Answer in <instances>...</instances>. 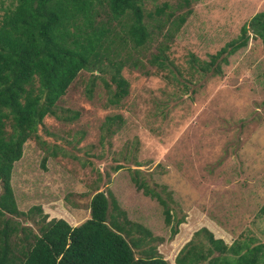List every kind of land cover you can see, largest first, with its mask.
Listing matches in <instances>:
<instances>
[{
	"label": "rangeland",
	"instance_id": "374dc122",
	"mask_svg": "<svg viewBox=\"0 0 264 264\" xmlns=\"http://www.w3.org/2000/svg\"><path fill=\"white\" fill-rule=\"evenodd\" d=\"M179 1L141 0V5L148 12ZM187 8L185 22L169 40L159 36L173 27L167 24L158 35L154 29L146 44L131 48V61L139 63L130 61L121 70L128 92L119 105H108L100 78L88 96L91 74L80 71L57 101L60 118L46 116L14 162L11 187L19 211L40 204L48 218L74 225L88 217L93 191L109 189L125 217L155 238L146 245L169 264L203 226L227 243L240 236L264 243V216L258 211L264 202L263 45L251 34L220 75L190 68L191 56L208 60L237 37L241 25L264 10V0H190L174 13ZM159 42L168 44L174 76L148 61ZM115 114L120 120L108 131L105 117ZM117 165L122 167L114 170ZM129 168H139L149 185L172 193L173 223L164 221L155 198L136 189ZM32 215L37 220L35 211ZM11 216L33 225L25 215ZM178 218L183 222L172 236Z\"/></svg>",
	"mask_w": 264,
	"mask_h": 264
},
{
	"label": "trees",
	"instance_id": "16d2710c",
	"mask_svg": "<svg viewBox=\"0 0 264 264\" xmlns=\"http://www.w3.org/2000/svg\"><path fill=\"white\" fill-rule=\"evenodd\" d=\"M189 1L180 0L174 7L164 2L146 12L141 0H0V264H169L154 246L146 245L155 238L125 217L109 189L96 188L89 199L88 217L73 225L62 217L48 218L40 204L19 211L11 173L23 144L43 119L60 118L57 101L81 70L91 74L88 96L100 78L108 105H119L128 92L121 70L131 61V48L143 46L153 39L154 29L158 35L167 24L173 27L159 36L169 40L190 13L188 8L179 14L174 11ZM251 34L260 39L264 51V10L244 22L237 37L208 60L191 56L190 68L202 75L222 74V65L247 45ZM167 47V42H159L148 61L174 76L176 68L168 60ZM138 63L131 61L132 66ZM261 76L264 95V68ZM118 120V114L107 115L103 126L112 131ZM129 169L136 189L155 198L164 221L173 223L172 193L164 185H149L139 168ZM33 211L39 215L37 220L31 217ZM258 211L264 216V202ZM11 215H25L33 225H23ZM182 222L176 219L172 236ZM256 241L253 236H240L227 243L203 226L178 250L174 263L264 264V243Z\"/></svg>",
	"mask_w": 264,
	"mask_h": 264
}]
</instances>
